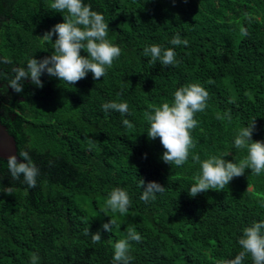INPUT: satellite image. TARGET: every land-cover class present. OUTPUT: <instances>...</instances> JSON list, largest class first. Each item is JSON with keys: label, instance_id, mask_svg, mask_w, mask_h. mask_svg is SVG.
I'll return each instance as SVG.
<instances>
[{"label": "trees", "instance_id": "trees-1", "mask_svg": "<svg viewBox=\"0 0 264 264\" xmlns=\"http://www.w3.org/2000/svg\"><path fill=\"white\" fill-rule=\"evenodd\" d=\"M86 2L109 22L120 58L99 80L89 73L69 86L44 75L43 88L25 81L17 94L7 86L12 68L54 54L42 37L65 14L53 13L51 0H0V56L13 61L0 65V122L16 139L18 155L30 149L40 170L37 187L28 189L22 178L12 180L0 158V184L14 189L0 193V264H30L33 254L38 264H112L113 244L130 228L142 237L130 241L132 264L234 258L242 228L264 220V174L248 169L223 191L192 198L188 190L199 164L191 155L205 160L231 151L225 159L239 162L246 151L234 148V133L254 119L253 141L264 140V0ZM177 34L188 41L175 47L177 65H152L142 55L152 44L173 47ZM193 83L208 91V108L196 114L189 162L170 166L161 159L159 138L150 141L145 133L144 113L153 104H171L176 89ZM110 100L129 104L131 115L124 118L133 128L123 126L119 113L102 110ZM217 113H228L231 122ZM138 179L157 182L165 192L144 203ZM117 187L131 199L123 216L107 207ZM110 219L112 231L104 232ZM97 231L101 241L93 243ZM245 264H252L250 256Z\"/></svg>", "mask_w": 264, "mask_h": 264}, {"label": "clouds", "instance_id": "clouds-1", "mask_svg": "<svg viewBox=\"0 0 264 264\" xmlns=\"http://www.w3.org/2000/svg\"><path fill=\"white\" fill-rule=\"evenodd\" d=\"M50 7L53 13L65 14L61 15L64 22L52 26L42 37L44 41L51 42L54 54L42 59L32 56L24 66L12 68L14 78L8 80L7 86L17 94L23 92L25 81H30L38 89L43 88L41 77L44 75L63 81L69 86L85 79L89 73L93 80H99L107 75L114 61L122 55L121 47L109 39V22L103 13L93 10L86 0H51ZM242 34L247 33L242 29ZM187 43L186 39L177 34L170 40L173 47L152 44L144 47L142 55L150 57L149 63L152 65L159 63L163 67L175 66L179 63L175 47ZM82 52L86 55H82ZM12 63L9 56H0V65ZM208 100V91L202 85L193 83L176 89L171 104H153L144 113L148 123L145 133L150 141L159 138L165 150L161 157L164 163L183 167L189 162L191 150L195 147L191 133L199 123L195 117L197 113L206 111ZM102 110L105 113H119L123 126L129 129L134 127L129 119L124 118L131 115L126 101L110 100L102 105ZM216 118L231 122L228 113H217ZM255 121L256 119L239 127L234 133V148L246 151V156L239 162H236L235 157L234 162L225 159L231 151L209 156L205 160H201L199 155H191L192 161L199 164V171L193 177L194 183L188 190L190 197L195 198L209 190L221 192L234 178L243 176L248 169L257 176L264 174V140L253 141ZM19 156L23 160L21 163L17 162L16 156H10L7 160V169L12 180L20 181L22 178L28 189L36 188L40 170L33 161L30 149L20 151ZM138 183L142 189L140 199L144 203L156 200L158 194L165 192V187L157 182L145 183L143 179H138ZM13 192V187L0 184V193ZM130 205V196L123 188H114L108 194L107 207L112 212L123 216ZM114 224L115 221L110 219L108 223L102 224V230L111 232ZM86 235H89V230ZM91 239L93 243H99L101 232L91 234ZM141 239V235L130 228L126 239L113 244L112 264H132L134 258L130 255V241L139 242ZM237 244L240 247L238 254L234 258L223 259L218 264H245L249 256L252 264H264V220L253 221L242 228ZM38 260L39 257L33 254L30 264H38Z\"/></svg>", "mask_w": 264, "mask_h": 264}, {"label": "water", "instance_id": "water-1", "mask_svg": "<svg viewBox=\"0 0 264 264\" xmlns=\"http://www.w3.org/2000/svg\"><path fill=\"white\" fill-rule=\"evenodd\" d=\"M10 156H16L18 163L23 162L18 155L16 139L9 133L7 127L0 122V158L8 160Z\"/></svg>", "mask_w": 264, "mask_h": 264}, {"label": "rangeland", "instance_id": "rangeland-1", "mask_svg": "<svg viewBox=\"0 0 264 264\" xmlns=\"http://www.w3.org/2000/svg\"><path fill=\"white\" fill-rule=\"evenodd\" d=\"M96 216V215H95Z\"/></svg>", "mask_w": 264, "mask_h": 264}]
</instances>
